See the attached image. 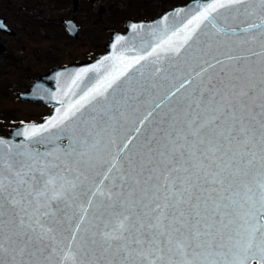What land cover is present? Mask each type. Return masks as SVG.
<instances>
[{
  "label": "snow or ice",
  "instance_id": "obj_1",
  "mask_svg": "<svg viewBox=\"0 0 264 264\" xmlns=\"http://www.w3.org/2000/svg\"><path fill=\"white\" fill-rule=\"evenodd\" d=\"M130 28L0 138V264H264V0Z\"/></svg>",
  "mask_w": 264,
  "mask_h": 264
},
{
  "label": "rangeland",
  "instance_id": "obj_2",
  "mask_svg": "<svg viewBox=\"0 0 264 264\" xmlns=\"http://www.w3.org/2000/svg\"><path fill=\"white\" fill-rule=\"evenodd\" d=\"M181 2L182 0H79L78 7L73 8L72 0H33L30 15L37 20L48 21V29L40 30L41 35L45 34L39 43L40 50L49 48L54 54L53 59H43L37 67L44 69L52 62L94 57L104 50V44L112 30L125 29L127 19H148L166 7ZM62 16L74 17L81 24L76 36L64 30L60 21ZM22 81L20 88L26 87L27 80ZM15 95L11 89V93L0 98L1 106L2 102L4 104L0 109L6 117L4 129H8V123L13 119H39L45 113V108L39 103L22 102ZM4 133L7 134L6 131Z\"/></svg>",
  "mask_w": 264,
  "mask_h": 264
},
{
  "label": "flooded vegetation",
  "instance_id": "obj_3",
  "mask_svg": "<svg viewBox=\"0 0 264 264\" xmlns=\"http://www.w3.org/2000/svg\"><path fill=\"white\" fill-rule=\"evenodd\" d=\"M72 0L73 8H77L79 0ZM93 1V0H91ZM169 1V0H168ZM173 1V0H170ZM186 0H182L181 3ZM33 0H0V98L6 95L7 93L15 92V98L26 103H39L43 108H45V113L37 118H19L11 120L8 125V129L13 126L20 124L21 122H32V121H41L43 118L50 113L53 106L57 103L55 102H46L42 99H33V98H24L20 93L26 92L30 85L34 82L37 76L47 73L55 65H66L74 61H82L87 58L70 60L67 62H52L46 68L41 69L37 67L38 63L45 59H53L54 54L49 48L45 50H40V40L44 35L40 34L42 28L48 29V21L46 20H37L35 17H32L30 14L33 8ZM180 4V3H176ZM173 4L171 6H174ZM170 6V7H171ZM166 7L160 12L170 8ZM63 19H72L76 24L80 25L77 30H80L81 24L74 17H61V23L64 30L67 31L70 35L72 34ZM47 32V31H46ZM47 39V38H45ZM38 42V43H37ZM100 53V52H99ZM98 53V54H99ZM97 54V55H98ZM96 56V55H95ZM48 58V59H47ZM90 58V57H89ZM49 61V60H48ZM54 64V65H53ZM53 65V66H52ZM52 66L50 69H48ZM48 69V70H47ZM45 71V72H44ZM44 72V73H43ZM61 78L58 77V81L61 82ZM22 80H27L26 87L20 88L22 86ZM51 81V80H50ZM52 83V81H51ZM46 86L48 87L47 83ZM41 87L37 88L39 92ZM36 92V90H35ZM2 106H4L2 102ZM1 101H0V108ZM4 111L0 109V134H5L4 129L5 119L3 116ZM9 120V119H8Z\"/></svg>",
  "mask_w": 264,
  "mask_h": 264
},
{
  "label": "water",
  "instance_id": "obj_4",
  "mask_svg": "<svg viewBox=\"0 0 264 264\" xmlns=\"http://www.w3.org/2000/svg\"><path fill=\"white\" fill-rule=\"evenodd\" d=\"M75 4L77 3L76 0ZM91 1V0H87ZM204 0H188L185 3H182L180 5L174 6L173 8H170L160 15L153 17L151 19L145 20V19H139V20H133V19H128L125 23V30L119 31V30H112L109 38L104 44V49L105 51L99 54L95 58H88L82 61H74L71 63H68L66 65H55L53 66L47 73L37 76L34 80V82L30 85L28 90L26 92L20 93L22 97L24 98H33V99H42L46 102H55L56 100L52 99V96L57 93L63 83V78L67 77L71 73H75L77 71H80L84 67H91L94 63H96L100 58L106 56V55H111L113 51L112 45L115 43V36L116 35H124L125 37L130 38L132 36L130 24L132 23H140L143 22L146 25L153 22V21H158L160 16L164 13H169V14H174V10H182L184 12L191 11L195 7H197L199 4L203 3ZM65 22V25L69 29V31L72 34H76L78 28L80 25L76 24L72 19H63ZM62 76V81L59 82L57 79L58 77L61 78ZM52 83H51V81ZM46 83L48 87L46 86ZM41 87L39 92H37V88ZM36 90V92H35ZM58 103H56L53 108L51 109L50 113L46 115L43 120L41 121H32V122H21L20 124L11 127L8 130L7 135H2L0 134V138L5 139L6 141H11V142H18L22 141L23 137L18 136L15 133L17 131H22L23 127L28 124H41L43 123L47 118H49L51 115L54 114L55 108L58 107Z\"/></svg>",
  "mask_w": 264,
  "mask_h": 264
}]
</instances>
